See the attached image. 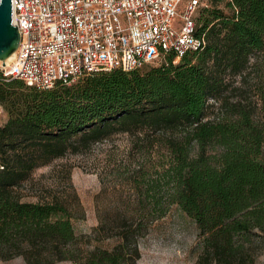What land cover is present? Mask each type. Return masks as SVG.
<instances>
[{"label":"trees","instance_id":"trees-1","mask_svg":"<svg viewBox=\"0 0 264 264\" xmlns=\"http://www.w3.org/2000/svg\"><path fill=\"white\" fill-rule=\"evenodd\" d=\"M194 20L203 48L181 57L165 52L156 65L98 71L42 90L0 73V259L135 264L139 251L125 226L110 249L83 251L65 204L24 201L19 188L68 150L119 132L151 146L148 136L158 132L168 166L157 178L142 176L139 195L156 207L155 190L170 185V202L197 226L206 264L254 263L252 243L264 239V120L255 114L264 115V0H206ZM254 69L261 72L257 103L231 100L233 77L246 84Z\"/></svg>","mask_w":264,"mask_h":264},{"label":"rangeland","instance_id":"rangeland-1","mask_svg":"<svg viewBox=\"0 0 264 264\" xmlns=\"http://www.w3.org/2000/svg\"><path fill=\"white\" fill-rule=\"evenodd\" d=\"M187 1L182 0L178 10L181 11ZM253 60L254 57L251 62ZM260 75L261 72L254 69L246 84L240 83L239 76L233 77V85L226 95L244 104L257 103V88L253 84L259 83ZM210 103L218 106L213 100ZM255 114L264 120L260 109L257 108ZM5 120L6 112L0 106V124ZM159 137L160 133L155 132L148 136L153 139V145L143 146L135 135L119 132L68 150L31 173L29 180L19 188L21 199L58 200L65 204L72 214L74 233L83 251L93 246L110 249L117 241L115 234L119 227L125 226L133 235L130 248L136 244L139 251L135 264H206L201 259L202 237L197 226L176 203L170 202V185L162 181L155 190L159 202L156 207L150 197L139 195L145 189L142 176L157 178L168 166V151ZM261 157L264 161V143ZM252 247L256 255L253 264H264V239L254 240ZM0 264L26 262L17 254L0 259ZM54 264L74 263L63 260Z\"/></svg>","mask_w":264,"mask_h":264},{"label":"built area","instance_id":"built-area-1","mask_svg":"<svg viewBox=\"0 0 264 264\" xmlns=\"http://www.w3.org/2000/svg\"><path fill=\"white\" fill-rule=\"evenodd\" d=\"M181 2L11 0L20 39L13 58L0 61V73L42 90L98 71L139 69L168 51L181 57L202 49L194 15L206 0H188L180 11Z\"/></svg>","mask_w":264,"mask_h":264},{"label":"water","instance_id":"water-1","mask_svg":"<svg viewBox=\"0 0 264 264\" xmlns=\"http://www.w3.org/2000/svg\"><path fill=\"white\" fill-rule=\"evenodd\" d=\"M19 39L18 29L11 22V0H0V61L15 52Z\"/></svg>","mask_w":264,"mask_h":264},{"label":"bare ground","instance_id":"bare-ground-1","mask_svg":"<svg viewBox=\"0 0 264 264\" xmlns=\"http://www.w3.org/2000/svg\"><path fill=\"white\" fill-rule=\"evenodd\" d=\"M14 56V53H12L8 58H6L4 61L9 62Z\"/></svg>","mask_w":264,"mask_h":264}]
</instances>
